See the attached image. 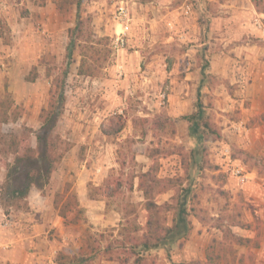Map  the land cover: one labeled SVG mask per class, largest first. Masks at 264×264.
<instances>
[{
    "label": "rangeland",
    "instance_id": "374dc122",
    "mask_svg": "<svg viewBox=\"0 0 264 264\" xmlns=\"http://www.w3.org/2000/svg\"><path fill=\"white\" fill-rule=\"evenodd\" d=\"M58 1L0 0V98L8 92L20 112L16 120L0 124V132L15 135L21 150L35 147L40 114L50 101L58 105L61 93L64 97L48 147L52 155H60L59 160L41 189L31 186L26 197L7 199L5 192L0 194V222L10 218L13 224L6 229H14L16 220L10 213L28 209L27 196L34 189L48 196L52 217L43 235L45 246L29 251H48L54 264H133V257L123 260L128 254L119 243L124 234L119 232L117 200L133 203L135 218L130 217L143 231L144 197L137 178L129 189L130 179L155 167L156 176L168 179L173 187L154 200L162 205L171 202L174 194H186L192 229L186 239L140 254L156 264H206L208 246L222 238L219 225L235 216L245 226L232 230L254 241L250 248L236 246V259L249 249L244 264H264V73L262 80L257 77L256 84L244 89L239 81L231 83L206 72L209 45L201 46V41L186 36L209 39L210 24L194 18L198 24L194 31L180 20L181 5L188 1L124 0L131 20L123 47L115 46L112 39L114 31L121 30L113 19L119 0H81L78 7L67 4L62 11ZM139 5H163V14L167 5L181 7L172 19L151 21V10ZM254 8L259 15L253 13L251 24L256 19L264 23V3ZM77 17L84 21L82 36L76 38L68 57L69 29ZM256 28L259 32L253 29L233 41L248 44L245 51L254 55L252 60L261 63L264 71V34ZM83 58L93 74H79ZM189 71L196 73V79L186 80L199 78L198 86L179 92L191 100L183 114L170 116L167 94ZM198 101L204 122L216 129L214 134L203 131L201 141L190 135V122L183 118L197 111ZM5 159L12 162L13 155L0 153V188ZM234 161L248 172L242 186L229 170ZM106 184L117 189L116 196H105ZM82 190L96 200L95 205L81 206L77 198ZM63 209L65 217L59 215ZM162 214L170 226L172 211L164 208ZM253 243L258 246L252 247ZM107 248L110 253H105ZM108 255L114 260H108ZM227 264H233L232 260Z\"/></svg>",
    "mask_w": 264,
    "mask_h": 264
},
{
    "label": "trees",
    "instance_id": "16d2710c",
    "mask_svg": "<svg viewBox=\"0 0 264 264\" xmlns=\"http://www.w3.org/2000/svg\"><path fill=\"white\" fill-rule=\"evenodd\" d=\"M81 0H59L57 7L59 11L63 10V7L67 4H75L77 7L80 5ZM253 4L258 7L264 0H252ZM68 6V5H67ZM264 12V11H262ZM83 19L77 17L75 26L69 29L70 41L67 46V56L72 54V48L76 38L82 36ZM79 74L91 75L94 73L93 68L85 67V58L81 59L79 65ZM204 76V72H202ZM63 93L59 96L58 105L52 101L49 102V106L43 110L40 114L41 126L39 132L36 133V146H24L21 150L18 138L15 135H10L0 132V144L4 147L0 149V153L4 155H13L12 162L7 159L3 160V166L6 169L5 180L0 188V194L5 192L7 199L10 196L16 195L17 197H26L28 190L31 186H35L41 189L43 184L48 179L50 173L53 171L54 164L59 160L60 155L54 156L51 154L48 148L53 142L50 137L54 128L55 121L61 114V106L63 102ZM197 111L190 115L183 116L188 122H190V135L195 137L198 141H201L202 134L208 132L211 134L216 133L215 127L208 122H204V111L202 109V103L198 101ZM20 116V112L13 106V100L8 92H5L3 97L0 98V124H6L10 121L16 120ZM146 121L147 119H140ZM109 134L108 132H105ZM218 134V133H217ZM135 142V141H134ZM135 146V144H134ZM134 151L138 152L135 147ZM143 153L142 150H140ZM155 167H149L145 171L132 175L130 179L129 189H132L134 179H138V188L142 191L144 197V208L147 211V218L143 227H139L135 220L130 217L134 214L133 203L124 199L117 200L119 205L117 211L121 213L120 221V234H124V239L121 240L120 247L126 251L128 262L133 257V264H156L149 262V260L140 254V251H146L152 248L163 246L167 243L173 242L176 239H186L192 229V223L189 219V213L187 209V196L172 195L171 202H165L164 204H158L154 199L156 195L164 193L173 187L168 179L158 178L155 174ZM20 180V181H19ZM21 182L20 187L16 186V182ZM15 184V185H14ZM110 184H106L103 188V192L106 197H114L117 195V189H109ZM99 190L102 187H98ZM9 194V196H8ZM11 194V195H10ZM59 194L55 195V198ZM5 199V201L7 200ZM55 207H57L56 199H54ZM121 205L123 207H121ZM120 206V207H119ZM172 211V223L166 225L163 220L162 209ZM61 217H65L64 209L59 211ZM135 218V214H134ZM245 223L237 220L235 216L229 217L226 224L223 222L219 225V229L222 232V238L220 240L214 239L206 250V264H227L232 260L233 264H244V258L249 256L250 251L245 255H241L236 259V246L250 248V242L252 238L243 237L236 234L233 230V226H239L243 228ZM248 226V225H246ZM141 229V233H140ZM252 247L258 246V243H253ZM79 248V250H81ZM105 253H110L107 248ZM108 260H114L113 256L108 255ZM118 259V257H117Z\"/></svg>",
    "mask_w": 264,
    "mask_h": 264
},
{
    "label": "crops",
    "instance_id": "0c3cea01",
    "mask_svg": "<svg viewBox=\"0 0 264 264\" xmlns=\"http://www.w3.org/2000/svg\"><path fill=\"white\" fill-rule=\"evenodd\" d=\"M162 2V0H158ZM165 0L164 2H167ZM182 6V14L180 17L188 27L193 28L195 31L198 25L194 18H201L206 24H210L209 39L197 36H193L192 39L201 41L199 45L206 46L210 53L209 68L206 72L215 74L222 78H228L230 82H240L244 89L250 88L251 85L256 84L254 80L257 77L263 78V67L261 63L256 64L252 58L254 55L246 52L248 50V44H237L233 39L249 32L251 30H257L255 24H251V19L254 17L253 13L258 14L254 8V4L251 0H185ZM189 4L191 6L190 11H184V5ZM2 5H5L2 3ZM195 5V7H193ZM141 8L149 9L152 12L154 18L149 16V20H160L167 18H174L175 12H178L179 8H174L167 5L165 8V14H163V5H139ZM160 11V12H159ZM141 13L137 12L136 15ZM263 15V14H261ZM258 31V30H257ZM259 32V31H258ZM213 33L217 36L214 40H211ZM211 36V37H210ZM197 45V44H196ZM198 45V46H199ZM211 46H215L216 49H211ZM194 47V46H193ZM234 52V53H232ZM235 56H239L236 58ZM262 74V75H261ZM196 79V73L187 72L185 80L177 82L173 86L170 92L167 94V101L169 102L168 113L170 116L179 117L183 114V108L187 104L181 93L185 90H190L192 87L198 86L199 78L196 81L190 82L188 78ZM103 145H101V148ZM100 168L97 169V172ZM96 184V183H94ZM50 198V196H49ZM28 209L17 210L10 213V215L16 220V227L14 229L7 230L1 226L0 222V264H54L50 255L47 252L41 250L31 252L29 249L45 246L46 238L43 236L45 229L48 227V221L52 217L48 211V196H43L34 189H30L27 196ZM78 202L81 206L88 207L95 205L94 199L87 198V192L82 190L78 193ZM100 206V205H99ZM90 213H97L95 211H87ZM91 217V216H90ZM1 219V217H0ZM108 219V218H107ZM46 257H49L46 260Z\"/></svg>",
    "mask_w": 264,
    "mask_h": 264
},
{
    "label": "built area",
    "instance_id": "2783aa9c",
    "mask_svg": "<svg viewBox=\"0 0 264 264\" xmlns=\"http://www.w3.org/2000/svg\"><path fill=\"white\" fill-rule=\"evenodd\" d=\"M191 6L189 4L184 5V11H190ZM113 19L121 27V30L114 31V35H112L113 43L115 46L123 47L125 44V36L129 27V22L131 20L130 10L127 5L124 4V0H119L116 2L114 11H113ZM255 25L261 30L264 34V23L261 19L255 20ZM229 170L234 177L236 183L239 186L244 185L248 180V172L246 171L244 165L239 162H231L229 163ZM13 224L10 218H5L1 222V226L4 228H9Z\"/></svg>",
    "mask_w": 264,
    "mask_h": 264
}]
</instances>
